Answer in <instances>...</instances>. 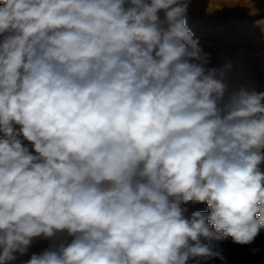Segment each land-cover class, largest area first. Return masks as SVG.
Segmentation results:
<instances>
[{"label": "clouds", "instance_id": "clouds-1", "mask_svg": "<svg viewBox=\"0 0 264 264\" xmlns=\"http://www.w3.org/2000/svg\"><path fill=\"white\" fill-rule=\"evenodd\" d=\"M190 3L0 0V264L264 251V91L228 92Z\"/></svg>", "mask_w": 264, "mask_h": 264}, {"label": "rangeland", "instance_id": "rangeland-1", "mask_svg": "<svg viewBox=\"0 0 264 264\" xmlns=\"http://www.w3.org/2000/svg\"><path fill=\"white\" fill-rule=\"evenodd\" d=\"M258 20H264V10L247 19L228 22L212 19V24H200V28L188 25L195 38L199 40L203 51L210 55L209 66L222 67L226 61L231 64L224 81L228 92L240 87L264 91V32L261 27L254 28V23ZM238 23L241 25L238 26ZM245 27L260 36L252 43H248L244 36ZM194 207L192 206L190 211ZM257 245L262 246V241L258 240L255 246ZM242 248L246 247L238 246L234 252ZM255 254L247 250L244 258L236 260L230 256L229 251H226L225 256L228 264H261V261L255 258ZM208 264H220V261H209Z\"/></svg>", "mask_w": 264, "mask_h": 264}, {"label": "crops", "instance_id": "crops-1", "mask_svg": "<svg viewBox=\"0 0 264 264\" xmlns=\"http://www.w3.org/2000/svg\"><path fill=\"white\" fill-rule=\"evenodd\" d=\"M260 10H264V0H251L250 5L245 7H229L225 4V0H191L187 13V21L188 25L200 28V24H212V19L228 22L236 19L252 18ZM237 25L240 26L241 23ZM254 28H259L256 22L254 23ZM193 30L195 29L193 28ZM244 36L248 43H252L260 35L252 33L245 27ZM55 245L57 244H54L50 239H37L29 249V254L20 257L17 264H20V261L27 260L32 252H39Z\"/></svg>", "mask_w": 264, "mask_h": 264}, {"label": "trees", "instance_id": "trees-1", "mask_svg": "<svg viewBox=\"0 0 264 264\" xmlns=\"http://www.w3.org/2000/svg\"><path fill=\"white\" fill-rule=\"evenodd\" d=\"M194 210L206 211V206L205 205H197L194 207V209L192 211H194ZM212 243H213V247L217 250H222L224 255H226V251H229L230 256L236 260L244 258L246 256L247 250L250 251L247 248H242L241 250L239 249V251L234 252V250L238 246L233 245L230 242V240L229 241H218V242H212ZM256 247H258V245ZM250 252L253 253L252 251H250ZM255 258H257L259 260V262L261 261V264H264V251L257 252L255 254ZM189 264H197V262L196 261H189Z\"/></svg>", "mask_w": 264, "mask_h": 264}, {"label": "built area", "instance_id": "built-area-1", "mask_svg": "<svg viewBox=\"0 0 264 264\" xmlns=\"http://www.w3.org/2000/svg\"><path fill=\"white\" fill-rule=\"evenodd\" d=\"M63 239L62 236L58 235L54 238H51L50 240L54 243V244H58L61 240Z\"/></svg>", "mask_w": 264, "mask_h": 264}]
</instances>
